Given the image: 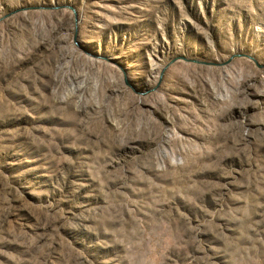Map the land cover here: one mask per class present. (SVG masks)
Returning <instances> with one entry per match:
<instances>
[{
	"label": "rangeland",
	"instance_id": "obj_1",
	"mask_svg": "<svg viewBox=\"0 0 264 264\" xmlns=\"http://www.w3.org/2000/svg\"><path fill=\"white\" fill-rule=\"evenodd\" d=\"M0 264H264V0H0Z\"/></svg>",
	"mask_w": 264,
	"mask_h": 264
}]
</instances>
